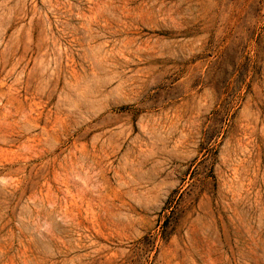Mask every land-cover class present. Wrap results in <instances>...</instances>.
Instances as JSON below:
<instances>
[{"label": "rangeland", "instance_id": "rangeland-1", "mask_svg": "<svg viewBox=\"0 0 264 264\" xmlns=\"http://www.w3.org/2000/svg\"><path fill=\"white\" fill-rule=\"evenodd\" d=\"M0 264H264V0H0Z\"/></svg>", "mask_w": 264, "mask_h": 264}]
</instances>
